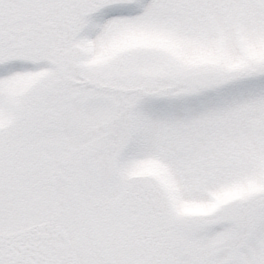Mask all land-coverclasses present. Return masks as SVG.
<instances>
[{"label": "snow or ice", "instance_id": "1", "mask_svg": "<svg viewBox=\"0 0 264 264\" xmlns=\"http://www.w3.org/2000/svg\"><path fill=\"white\" fill-rule=\"evenodd\" d=\"M0 264H264V0H0Z\"/></svg>", "mask_w": 264, "mask_h": 264}]
</instances>
